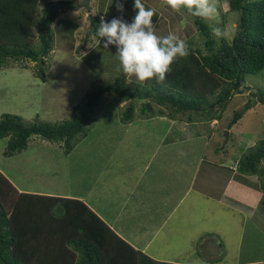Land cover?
<instances>
[{
	"label": "rangeland",
	"instance_id": "rangeland-1",
	"mask_svg": "<svg viewBox=\"0 0 264 264\" xmlns=\"http://www.w3.org/2000/svg\"><path fill=\"white\" fill-rule=\"evenodd\" d=\"M49 1L52 0H39V10ZM61 1L77 5L82 0ZM106 2L91 0L89 11L57 10V17L51 26L54 48L49 54L50 68L44 82L34 77V63H28L27 70L12 66L0 72V119L8 114L25 121L38 118L43 122L59 123L73 116L87 92L110 85L113 79L119 78L130 88L140 84L135 77L124 76L116 48H104L99 37L90 32L88 14L105 17L99 7H104ZM122 2L124 19L131 21L135 15L134 0ZM142 3L146 8L155 10L153 22L158 36L173 33L194 47H203L193 22L186 14L176 13L162 4V0H142ZM214 3L219 13V24L223 15L228 14L222 27L231 38L238 14L229 11L226 0H214ZM115 5L116 0L111 3L114 7L112 11L116 12L114 17L121 15ZM245 84L248 89H242L232 98L218 121L208 127L205 124L204 128L189 124L192 130L186 132L182 131L179 120L195 119L197 113H177L173 108H162L165 117L175 120L173 129H166V122L153 123L151 127L150 122L138 123L141 117L140 104H137L134 118L139 120L131 122L132 125H123L119 118L128 101L114 94L106 95L95 125L69 156L62 153L60 145L41 139L38 141L41 145L31 143L26 150L6 158L2 156L6 139H2L0 170L18 189L27 192L60 197L84 196V200L91 202L98 212L107 215L104 216L106 222L113 225L117 233L134 236L138 231L142 232L145 236L137 242L141 249L152 239L146 253L157 261L176 264H264V194L259 189L256 176L233 170L235 163L249 148L264 140V105L250 95L254 90L255 93H264V70L246 76ZM209 100L215 99L211 97ZM246 104H249V110L242 113L241 119L228 130L233 113ZM200 117L206 118L202 114ZM225 132L228 133L226 144ZM168 134L173 140L172 144L166 145L167 150L172 152L168 158V178L165 173L159 175L160 183L157 184L158 205H162L158 210L143 208L135 211L134 205L127 210L116 195H126L124 187L121 189L122 177L130 172L126 166H135V170L139 171L144 163V152L156 149ZM191 178H197L195 187H200L201 194L209 199L196 195L193 190L183 197L184 191L178 189L175 182L183 180L186 185L183 182L182 185L188 187ZM165 193L170 197L173 195L174 201L164 197L167 201L164 202L160 194ZM122 196L119 195V200ZM142 214L151 215L140 216ZM131 229L135 232H130Z\"/></svg>",
	"mask_w": 264,
	"mask_h": 264
},
{
	"label": "trees",
	"instance_id": "trees-1",
	"mask_svg": "<svg viewBox=\"0 0 264 264\" xmlns=\"http://www.w3.org/2000/svg\"><path fill=\"white\" fill-rule=\"evenodd\" d=\"M226 1L229 11L238 14L234 34L229 39L212 35L214 22L211 24L182 11L193 22L203 47L187 43L189 55L176 59L163 83L149 80L130 88L116 78L110 85L87 92L73 116L59 123L2 115L0 140L6 139L2 156L13 157L31 143L41 145L38 142L41 139L60 145L62 153L69 156L76 144L90 133L103 98L110 94L128 101L119 118L123 125L135 120L137 104H140V119L161 116L162 108H173L177 113H197L195 119H188L191 123L220 119L232 98L242 89H248L245 77L264 70V0ZM111 3L108 7L100 6L101 12L111 15L114 8ZM57 5L74 6L71 1L52 0L39 10V0H0V72L12 66L27 70L28 63H34V77L45 81L50 68L49 54L54 48L51 26L58 11L48 13ZM225 16L227 18L228 14ZM225 16L216 26L222 27L227 22ZM91 17L90 32L96 36L100 16ZM250 95L264 105V93L254 90ZM211 97L215 100L210 101ZM249 108L246 104L235 111L227 129L230 130ZM263 162L264 140L238 159L236 172L256 176L264 194ZM0 264L176 263L157 261L134 250L83 200L18 189L0 170Z\"/></svg>",
	"mask_w": 264,
	"mask_h": 264
},
{
	"label": "clouds",
	"instance_id": "clouds-1",
	"mask_svg": "<svg viewBox=\"0 0 264 264\" xmlns=\"http://www.w3.org/2000/svg\"><path fill=\"white\" fill-rule=\"evenodd\" d=\"M162 4L176 13L186 10L193 17L214 22L211 25L212 35L217 39H229L230 34L216 26L219 24V13L214 0H162ZM115 6L121 15L111 20L101 16L96 36L103 42L104 48H116V55L126 78L135 77L141 84L149 80L163 83L172 71V64L176 59L189 55V45L173 33L158 36L153 22L155 10L146 8L142 0H134L135 15L131 21L124 19L122 0H116ZM236 165L237 162L233 170H236Z\"/></svg>",
	"mask_w": 264,
	"mask_h": 264
},
{
	"label": "crops",
	"instance_id": "crops-1",
	"mask_svg": "<svg viewBox=\"0 0 264 264\" xmlns=\"http://www.w3.org/2000/svg\"><path fill=\"white\" fill-rule=\"evenodd\" d=\"M110 3H111V1L108 0L106 2L105 6L108 7V5ZM99 11L101 12V9ZM107 12H109V11L107 10L106 13ZM101 13L103 15H105V13H103V12H101ZM115 15H116V12L112 11L111 15H107L106 14L105 17L106 18L107 17L108 18H110V17L113 18ZM135 120H139V119H135ZM179 121L181 123V129H182L183 132L192 130V127L189 126V124H191L193 127L200 126V127L204 128L205 124L208 127L212 122H214V121H210V122L206 121L205 122V120H202L201 122L200 121H195V122L191 123L190 121H188V120H186L184 118H183V120H179ZM215 121H218V120H215ZM146 122H150L151 127L153 126V123L166 122L167 123V124H165V128L166 129H169V128L173 129V122L175 124V120L173 121L170 117H165L163 114L161 116L152 117L150 119H140V121H138L139 124L140 123H146ZM188 122H190V123H188ZM130 125H132V124L130 123ZM166 133L167 132H165V134ZM195 134L198 136V133H195ZM199 134H201V133H199ZM172 143H173V140H172V138L169 137V134H168V137H166L165 140H161V142H159L157 144L156 149H153L151 151L146 150V152H144L146 154H145V156L143 158V162L144 163L139 168V171L135 170V168H136L135 166L134 167H131L129 165L126 166V168L128 170H130V172H126V176H123L122 179H121L122 180L121 189L124 187L123 189H125L126 195L122 196V194H120V193H118L116 195H117L119 203L122 206H124V207L126 205L127 210H128L129 207L131 208L132 205L135 206V207H133V208H135V211L136 210H142L143 208H146V209L154 208V209L158 210V207L160 205H162V204L158 205V200L160 199V197H159V194H158L159 192H157V184L160 183V180L158 179L159 175L161 176V174L165 173V177L168 178V167L170 168V164L168 162V160H169L168 158H169V156H170V154L172 152L167 150L168 146H166V145L167 144H172ZM142 148L146 149L145 146H142ZM152 167H153V169H152ZM230 169H233V168L231 167ZM151 171H153V173H151ZM196 180H197V178H191L190 179V184H189L188 187H184L186 184L183 182V180L180 183L175 182V183L178 184L177 185L178 189L184 191L183 197H187L186 194H188V192L191 191V190H193V192L196 195L201 194V188L198 187V186H197V188L195 187L196 186ZM256 181H258L257 178H256ZM182 182H183L184 186L182 185ZM142 184L144 186H142ZM179 185H180V188H179ZM119 195L122 196L124 199L122 198L121 200H119ZM66 196H69V195H66ZM160 196H161V198L163 197L164 202H167V201H165L164 197H168L166 200H169L170 202L174 201V198H172V197H174L173 195L170 197L169 195H167V193H165L163 195L160 194ZM199 196L204 197L206 200L209 199V197H207L205 194H201ZM72 197H73V195H72ZM77 198L83 200L89 206V208L99 218H101V220L106 225H108V227L111 230H113V232L116 234V236H118L121 240L126 242L134 250L141 251L142 253L147 255L146 248H148V246L150 247L152 239L149 240V242L146 243L147 245L144 246L143 249H141L137 245V242H141V238L145 236V235L141 234L142 232L138 231L137 234H135L134 236H130V235L123 236L121 233H119V232L117 233L115 227L113 225L108 224L106 222V219L104 218V216H107L106 214L98 212L96 207L91 205V202L88 203V202H86L84 200V196H78ZM210 199H213V198H210ZM149 215H151V214H142L140 216L146 217V216H149ZM140 216H138V217H140ZM132 217H134V216H132ZM130 232H135V230L131 229ZM118 245H119V247H122V246H120V244H118ZM121 249H125V251H127L126 248H121Z\"/></svg>",
	"mask_w": 264,
	"mask_h": 264
},
{
	"label": "water",
	"instance_id": "water-1",
	"mask_svg": "<svg viewBox=\"0 0 264 264\" xmlns=\"http://www.w3.org/2000/svg\"><path fill=\"white\" fill-rule=\"evenodd\" d=\"M90 1H91V0H82V1L79 2L76 6H74L73 8H71V10L77 11V10L83 8V9L89 11V8H90V7H89V5H90ZM63 8H64V9H69V8H67V7L57 5V6L53 7V8L49 11L48 15L51 14V13H53V12H55V11H57L58 9H63ZM89 19H90V22H91V24H92L93 19H92L91 15H89ZM227 141H228V133L225 132V144L227 143Z\"/></svg>",
	"mask_w": 264,
	"mask_h": 264
},
{
	"label": "flooded vegetation",
	"instance_id": "flooded-vegetation-1",
	"mask_svg": "<svg viewBox=\"0 0 264 264\" xmlns=\"http://www.w3.org/2000/svg\"><path fill=\"white\" fill-rule=\"evenodd\" d=\"M75 6V5H74ZM74 6H71V7H67V8H69V9H67V10H71V8H73Z\"/></svg>",
	"mask_w": 264,
	"mask_h": 264
}]
</instances>
